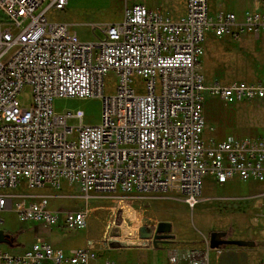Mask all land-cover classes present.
Listing matches in <instances>:
<instances>
[{
  "label": "built area",
  "instance_id": "obj_1",
  "mask_svg": "<svg viewBox=\"0 0 264 264\" xmlns=\"http://www.w3.org/2000/svg\"><path fill=\"white\" fill-rule=\"evenodd\" d=\"M122 1V21L104 26V39L83 43L70 25L48 19L69 0H51L41 12L47 0H0V190L5 192L0 213L13 211L22 223L58 226L60 213L49 209L48 196L9 193L22 184L59 191L71 182L84 194L176 193L194 209L207 178L218 184L264 182V138L209 144L204 139L206 92L225 104L264 101V80L207 87L201 71L208 32L234 41L259 36L264 12H246L241 20L231 12L212 17L208 0H188L184 16L173 21L138 2ZM111 73L116 93L106 96ZM25 91L32 94L29 106L19 99ZM59 98L102 99V123L85 126L81 111L57 114ZM69 119L80 125L70 127ZM258 197L262 212L256 222L264 218V193ZM63 215L67 229L87 225L85 211ZM97 259L92 247L66 254L41 239L21 252L0 249V264ZM182 264H207V259L193 254Z\"/></svg>",
  "mask_w": 264,
  "mask_h": 264
},
{
  "label": "rangeland",
  "instance_id": "obj_2",
  "mask_svg": "<svg viewBox=\"0 0 264 264\" xmlns=\"http://www.w3.org/2000/svg\"><path fill=\"white\" fill-rule=\"evenodd\" d=\"M50 0H47V2ZM38 10H41L47 5ZM143 2L150 9L159 12L171 20L177 19L180 10L176 1L171 0L167 8H163L162 0H136ZM134 1H128L131 6ZM217 5L211 9H216ZM123 6L118 0H71L65 11L48 13V19L56 22L65 17V24L71 26L83 43H96L105 38L102 28L109 24H117L123 19ZM210 14V13H209ZM215 17L216 15H211ZM4 14L0 11V20ZM213 32H208L205 40V55L202 59L201 71L206 86L219 83L230 86L235 82L248 83L264 80V35L259 40L252 37L241 41L218 39ZM136 88L140 81H136ZM113 73L106 79V96H113L115 91ZM207 98V127L204 139L207 144L212 141H234L242 138H264V102L240 101L225 104L219 98L205 93ZM24 106L32 102V94L25 91L19 95ZM57 114L83 113L85 126H98L103 121V100L100 98H59L54 101ZM70 127H78L80 122L69 119ZM0 193H5L0 190ZM9 193L27 196H48L49 209L60 213L58 226L46 227L32 222L22 223L13 211L0 213L3 224L0 230L6 234L16 235L18 246L8 243L0 244L1 250L18 252L27 249L39 238L55 248H61L68 254L79 248H95L98 252L97 264L105 260L128 264L129 256L133 260V252L139 253L144 260L158 263L157 253L163 247L179 250L186 258L200 254V247L209 248L210 233L224 231L229 239L238 240L245 235L253 208H257L264 193L263 182H242L218 184L207 178L201 196L202 201L194 208H189L176 193H92L84 194L78 185L64 182L59 191L50 188L27 189L22 184ZM122 204H127L136 215L132 218L126 214ZM85 211L88 214L87 225L82 230H70L64 225L63 212ZM62 212V213H61ZM165 225L160 229V225ZM144 231L142 233V229ZM254 230H256L254 228ZM152 244L145 245L147 238ZM155 241V242H154ZM234 247V246H227ZM238 247V246H235ZM242 248H250L244 246ZM148 249V250H147ZM164 255H160V260ZM131 263V261H129Z\"/></svg>",
  "mask_w": 264,
  "mask_h": 264
},
{
  "label": "crops",
  "instance_id": "obj_3",
  "mask_svg": "<svg viewBox=\"0 0 264 264\" xmlns=\"http://www.w3.org/2000/svg\"><path fill=\"white\" fill-rule=\"evenodd\" d=\"M50 1H48L47 4ZM70 1L71 0H69L67 6L69 5ZM118 1L123 6L122 10H123V16H124L125 3L122 0H118ZM173 1H176V3L179 5L178 8L180 10V15L177 17V19H173V21H177L182 16H184V14L186 13V4H187L188 0H173ZM208 1H209V13L213 16L218 14V13H221V12H225V13L231 12V13H236L238 18L241 20L246 12H250V11L264 12V0H208ZM135 2L136 1H134V3ZM170 2H171V0H162L163 8L164 9L167 8V6H169ZM138 3L143 4L148 8V6L146 4H144L143 2H138ZM210 3L212 4V6H213V4L217 5V8L213 9V10L211 9V11H210ZM67 6H66V8H67ZM65 9L53 10V11L63 12V11H65ZM153 10L159 11L158 9H153ZM56 22L65 23V17H61V18L57 19ZM262 35H264V32H261L259 36H253L250 34H246L243 36V38L252 37L254 40H259ZM218 39L233 40V39L228 38V37L218 38ZM241 40H239V41H241ZM204 47H205V45H204ZM201 65H202V62H201ZM260 102H264V101L261 100ZM229 182L238 183L239 180L235 179V180H232ZM229 182H227V183H229ZM250 182H255V181H250ZM227 183H225V184H227ZM225 184H221V185H225ZM262 194L263 193H260V194H257L256 196L262 195ZM259 202H262V200H260ZM257 206H259V205H257ZM257 212H262V211L258 207L253 208V211H252V214L250 217L253 224H256V227L253 226L252 224H250V222H248L247 227L250 228L251 231H249V232L246 231L245 235L239 236V239H238V240L252 241L254 244L252 246H249L250 248H242L241 246L235 247L236 245H226V246H222L218 249H210V248L202 246V247H200L199 251L203 252L204 256L207 259V264H264V218H261L259 220V222H256L255 221V215L257 214ZM263 215H264V211H263ZM254 228L256 230H254ZM39 239L44 240L43 238H39ZM152 242L153 241H151V243ZM227 246H234V247H227ZM12 247H15V246H12ZM30 247H28V248H30ZM88 248H90V247H88ZM58 249H61V248H58ZM151 249L155 250L156 249L155 245L152 244ZM23 250L24 249L21 248L18 252H21ZM94 250L97 252V250L95 248H94ZM156 251H158V253H157L158 263L157 264H182L185 260V257L183 256V254H181V252L179 250H172L171 248L165 246V247H163L159 250H156ZM97 254H98V252H97ZM161 254L164 255L163 256L164 258H162V260H160ZM130 259H131V257H130ZM130 259H129V256L126 259L128 264H151L152 263V261L149 262V260L142 261V260H144L143 256L141 257V255L139 253H136V252H133V260H130ZM129 261H131V263H129ZM92 264H97V261L93 262Z\"/></svg>",
  "mask_w": 264,
  "mask_h": 264
},
{
  "label": "water",
  "instance_id": "obj_4",
  "mask_svg": "<svg viewBox=\"0 0 264 264\" xmlns=\"http://www.w3.org/2000/svg\"><path fill=\"white\" fill-rule=\"evenodd\" d=\"M165 225L161 224L160 229H164ZM144 231V228L142 229V233ZM147 239H150L149 236L144 237ZM7 234L3 231L0 230V244L2 243H8L7 242ZM155 242V241H154ZM254 243L252 241H245V240H234V239H229L227 237V233L224 231H213L210 234V240H209V248L210 249H218L222 246L226 245H236V246H252Z\"/></svg>",
  "mask_w": 264,
  "mask_h": 264
},
{
  "label": "trees",
  "instance_id": "obj_5",
  "mask_svg": "<svg viewBox=\"0 0 264 264\" xmlns=\"http://www.w3.org/2000/svg\"><path fill=\"white\" fill-rule=\"evenodd\" d=\"M17 238H18V236H16V235L7 234L8 244H10L12 246H18L19 244L17 243Z\"/></svg>",
  "mask_w": 264,
  "mask_h": 264
},
{
  "label": "bare ground",
  "instance_id": "obj_6",
  "mask_svg": "<svg viewBox=\"0 0 264 264\" xmlns=\"http://www.w3.org/2000/svg\"><path fill=\"white\" fill-rule=\"evenodd\" d=\"M125 211H126V214L130 215L132 218H135L136 215H133V212L129 209V206L127 204H122Z\"/></svg>",
  "mask_w": 264,
  "mask_h": 264
}]
</instances>
